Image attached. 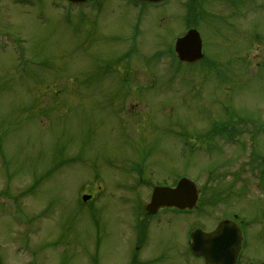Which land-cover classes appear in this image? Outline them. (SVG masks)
Listing matches in <instances>:
<instances>
[{
    "label": "rangeland",
    "instance_id": "obj_1",
    "mask_svg": "<svg viewBox=\"0 0 264 264\" xmlns=\"http://www.w3.org/2000/svg\"><path fill=\"white\" fill-rule=\"evenodd\" d=\"M187 1L0 0V264H128L153 185L181 176L198 208L154 216L141 260L204 264L186 227L237 215L242 264L264 261V0Z\"/></svg>",
    "mask_w": 264,
    "mask_h": 264
},
{
    "label": "water",
    "instance_id": "obj_2",
    "mask_svg": "<svg viewBox=\"0 0 264 264\" xmlns=\"http://www.w3.org/2000/svg\"><path fill=\"white\" fill-rule=\"evenodd\" d=\"M84 2L86 0H69ZM160 2L163 0H138ZM176 52L180 59L186 62H196L203 58L202 38L197 30H190L176 43ZM197 188L193 182L182 179L176 189L157 187L154 190L151 203L147 206L149 213L154 214L160 207H177L179 209L193 208L197 201ZM89 197L85 196L84 200ZM193 251L205 257L207 264H235L240 251V229L231 221H223L217 230L210 234L197 231L194 235ZM201 246H200V245Z\"/></svg>",
    "mask_w": 264,
    "mask_h": 264
},
{
    "label": "trees",
    "instance_id": "obj_3",
    "mask_svg": "<svg viewBox=\"0 0 264 264\" xmlns=\"http://www.w3.org/2000/svg\"><path fill=\"white\" fill-rule=\"evenodd\" d=\"M207 0H188L187 2V12L189 17L194 16L196 18H202L203 16L207 15L205 11V4ZM226 130V127H218L215 126L212 130V133H220L224 132Z\"/></svg>",
    "mask_w": 264,
    "mask_h": 264
}]
</instances>
